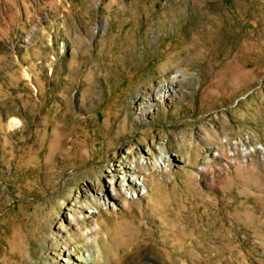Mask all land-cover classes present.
<instances>
[{
    "label": "rangeland",
    "instance_id": "obj_1",
    "mask_svg": "<svg viewBox=\"0 0 264 264\" xmlns=\"http://www.w3.org/2000/svg\"><path fill=\"white\" fill-rule=\"evenodd\" d=\"M131 148L146 188L69 222ZM97 224L104 264H264V0H0V264Z\"/></svg>",
    "mask_w": 264,
    "mask_h": 264
},
{
    "label": "bare ground",
    "instance_id": "obj_2",
    "mask_svg": "<svg viewBox=\"0 0 264 264\" xmlns=\"http://www.w3.org/2000/svg\"><path fill=\"white\" fill-rule=\"evenodd\" d=\"M178 78L179 75L176 73V75L172 77L169 87L164 85L159 86L157 93H155L154 100L163 102L165 99H169L175 92L174 85L178 83ZM146 111L149 112V109ZM221 154L223 155L224 153L221 152ZM157 159L160 166L163 165L165 167L169 165L168 156L160 155ZM136 164H138L142 170H148L151 166L148 160L141 159V156H138L132 148L121 153L119 160L107 171L106 178H109V180L113 182L110 186V192L107 194L100 193L98 197L93 195L92 192L94 187L92 185L86 186V189L76 196L71 208L68 210L67 220L79 226L81 220L85 217L89 218V215H86L87 209H97L96 204L98 201L102 202L104 199V204L110 206L114 204L117 195H125L132 190V188L133 191L140 187L145 189V179L142 178L144 175L142 170L137 168ZM153 167H156V163ZM134 193L136 194V191H134ZM99 231H101V226L97 224L93 229L82 235L83 238L92 239V242H94V247L88 250V254L77 256L73 254L68 245H66L60 252V258L64 264H104L102 252L104 254L105 246L109 244V235L105 234L104 236H100ZM98 239L100 241H98ZM116 249H118V246H116Z\"/></svg>",
    "mask_w": 264,
    "mask_h": 264
}]
</instances>
